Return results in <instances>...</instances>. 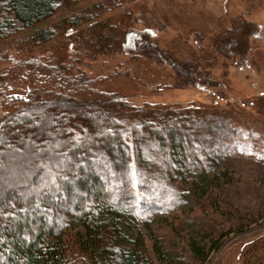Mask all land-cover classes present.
Returning <instances> with one entry per match:
<instances>
[{
	"label": "trees",
	"instance_id": "1",
	"mask_svg": "<svg viewBox=\"0 0 264 264\" xmlns=\"http://www.w3.org/2000/svg\"><path fill=\"white\" fill-rule=\"evenodd\" d=\"M85 1L0 0V41L49 19L63 5ZM131 6L132 0H103L45 27L13 45V54L25 56L17 63L11 62L9 51H0V264H154L141 230L133 227L137 219L150 221L136 195L140 171L146 176L157 174L153 165H160L159 174L150 178L157 182L158 176L183 200L179 183H193L195 196H202L223 161L240 150L232 137L244 129L236 119L241 112L214 105L219 96L210 97L208 105L137 107L106 91L108 77H89L82 63L125 55L144 68L131 70L120 62L110 70L111 78L141 84L147 80L158 88L204 90L215 83L209 78L211 56L225 63L244 58L255 28L239 17L214 34L194 35L198 44H205L198 50L178 35L160 47L149 30L157 26L149 23L140 28L141 16ZM108 13L114 16L102 18ZM56 40L50 54H32ZM150 65L153 69L147 68ZM16 83L20 85L14 87ZM61 100L87 109L101 105L102 120L87 123L80 116L89 114L82 109L77 113ZM35 110L42 111L35 117L40 119L37 123L30 119ZM59 112L65 117L48 138L56 146L64 141L63 155L47 153L41 157V170L25 183L11 186L4 177L9 167L6 154H11L5 152V140L28 148L29 138L38 134L33 126L44 121L46 128ZM109 123L120 124L122 130L110 132ZM64 153L68 159L61 157ZM97 156L103 167L95 163ZM211 171L216 174L205 177ZM126 176L133 177L131 183ZM156 187L152 184L151 189ZM71 224L81 231H69ZM190 248L184 264H203L207 249ZM151 250L161 261L160 248L152 245Z\"/></svg>",
	"mask_w": 264,
	"mask_h": 264
},
{
	"label": "rangeland",
	"instance_id": "2",
	"mask_svg": "<svg viewBox=\"0 0 264 264\" xmlns=\"http://www.w3.org/2000/svg\"><path fill=\"white\" fill-rule=\"evenodd\" d=\"M101 1L103 0H87L76 5H63L49 19L0 41V51H9L7 54L9 59L17 63L25 56L13 54L11 52L13 45ZM132 4L131 7L137 13L136 15L141 16L140 28L143 29L149 23L157 26L149 27V30L160 47L178 35L180 39L188 42L191 48L198 50L205 44H198L194 35L200 37L214 34L239 17L255 28L249 37L248 51L244 58L225 63L211 56L209 78L215 83L204 90L158 88L147 80L141 84L136 80H125V77L111 78L110 70L116 69L117 63L120 62L126 63L124 67H130L131 70L144 68L133 64L125 55L106 59L102 56L95 62L83 61L82 63L89 77L107 76L110 81H106L104 89L116 93L122 101L133 106L138 107L144 104H158L165 107L184 106L191 102L208 105L211 103L210 97L219 96L214 105L224 109L233 107L241 112L238 113L239 118H235L240 121L244 129L233 134L232 137L234 141L240 143V150L223 161L219 174L215 176L210 188L202 196V193L200 196H195L197 190L194 184L187 181L177 185L181 186L178 190L185 195L181 200L177 198L176 190H173V193L169 184L160 181L158 176L155 178L157 182L152 180L150 176L159 174L161 170L158 163L159 167L153 165L157 174H150L148 177L140 171V187L136 190V195L140 197L141 206L146 215H149L146 218L150 221L145 223L141 218L137 219L133 227L135 231L136 228L141 230L142 243L154 264H184V261L189 258L192 245H198L204 251L207 249V257L203 264H245L250 258L248 252L250 248L264 245V0H132ZM113 16L114 14L108 13L102 18L108 19ZM62 37L61 39H64L65 36ZM59 40L33 50L32 54L38 56L50 54V48ZM3 65L4 63L1 66ZM153 67L150 65L147 68L153 69ZM133 76V72L132 74L130 72L131 79L134 78ZM19 85L16 83L14 87ZM62 102L69 103L67 107L74 109L77 113L81 114L82 109L89 114L88 118L84 117L85 115L80 116V119H85L87 123L89 121L100 123L102 120L101 105H94L91 109H87L65 100H61ZM39 113L42 114V111L35 110L30 114L32 122L37 123L40 120L35 119ZM64 117L65 114L59 112L48 121L46 128H44V121L34 125L33 127L37 129L35 133L38 134L29 138L28 148L18 147L13 139L5 140L4 146L7 147L5 152L11 154L5 156L9 160V167L5 169L6 171L4 170V177L11 182V186L19 185L23 181L25 183V179H28L35 171L41 170L44 164L42 160L47 153L51 152L55 155L62 152L66 145L64 141H60L56 146L48 135L52 133L53 126ZM109 125L110 132L122 130L120 124L109 123ZM29 148L33 149L32 155H28ZM61 157L68 159L65 153ZM97 158L98 156L95 157V163L103 167V162L100 163ZM95 163H92L93 167ZM148 170L151 169L148 168L146 172ZM215 174L211 171L206 173L205 177L211 178ZM106 177L109 176L106 175ZM132 178L126 176V179H130V183ZM109 179L110 182L113 181ZM114 184L117 185L116 182ZM152 184L157 186V189H151ZM198 189L201 190L200 186ZM124 195L122 194V197L127 194ZM64 204L69 205L68 202ZM68 228L73 232L81 231L76 224H71ZM152 245L157 246L161 253H164L161 261L153 254ZM261 251V262L257 259V263L256 261L252 263L264 264V248Z\"/></svg>",
	"mask_w": 264,
	"mask_h": 264
},
{
	"label": "flooded vegetation",
	"instance_id": "3",
	"mask_svg": "<svg viewBox=\"0 0 264 264\" xmlns=\"http://www.w3.org/2000/svg\"><path fill=\"white\" fill-rule=\"evenodd\" d=\"M263 248H264V245H262V246H256V247H252V248H250V251H248L249 252V254H250V258L245 262V264H254V263H252L253 261H256L257 259H259L260 260V262H261V259H260V255H261V253H262V251L261 250H263ZM247 252V253H248ZM259 253V254H258ZM255 263H257V261L255 262ZM261 264V263H260Z\"/></svg>",
	"mask_w": 264,
	"mask_h": 264
}]
</instances>
